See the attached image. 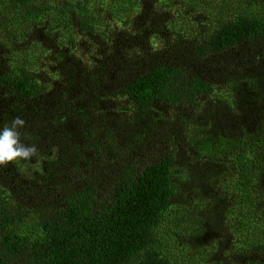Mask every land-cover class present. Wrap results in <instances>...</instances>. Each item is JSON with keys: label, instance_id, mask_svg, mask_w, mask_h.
I'll list each match as a JSON object with an SVG mask.
<instances>
[{"label": "trees", "instance_id": "obj_1", "mask_svg": "<svg viewBox=\"0 0 264 264\" xmlns=\"http://www.w3.org/2000/svg\"><path fill=\"white\" fill-rule=\"evenodd\" d=\"M0 101V264H264V0H0Z\"/></svg>", "mask_w": 264, "mask_h": 264}, {"label": "clouds", "instance_id": "obj_2", "mask_svg": "<svg viewBox=\"0 0 264 264\" xmlns=\"http://www.w3.org/2000/svg\"><path fill=\"white\" fill-rule=\"evenodd\" d=\"M25 125V119L17 115L10 123L0 127V166L14 161H28L38 154L36 144L22 141L21 130Z\"/></svg>", "mask_w": 264, "mask_h": 264}, {"label": "rangeland", "instance_id": "obj_3", "mask_svg": "<svg viewBox=\"0 0 264 264\" xmlns=\"http://www.w3.org/2000/svg\"><path fill=\"white\" fill-rule=\"evenodd\" d=\"M46 24V22L44 23V25ZM112 24H114V21L113 22H109L108 23V25L106 26V28H108V27H110V25H112ZM118 27H121V26H119V25H117ZM51 60L53 61V59L51 58V59H49V58H47V59H41V61H43V66H42V68H45V70H47V72H51L52 70H54V71H56V73L59 75H56L57 76V79H58V82H56V84H58V86L61 88V90H62V92H63V86H64V89H66V87L68 86V82L67 83H62V82H64V80H63V78L64 77H62L63 75L62 74H66V72H65V70L64 69H59L58 71H57V68L59 67V65L55 62V61H53V62H51ZM49 61V62H48ZM85 64H86V60L85 61H83ZM56 67V68H55ZM60 68V67H59ZM48 69H50V70H48ZM84 69L86 70L87 69V66L86 65H84ZM80 72V71H79ZM66 78H70L69 76H67ZM71 79V78H70ZM73 82H75V80H72ZM9 104V101H0V107H1V110H2V112L0 113V119H6L7 118V116L9 115H7V110L8 109H6L5 108V106L6 105H8ZM116 105H118V106H116V111L117 112H119V106L121 105V104H119L118 102H116ZM113 107V106H112ZM182 114H184V110H183V112L181 113V115ZM172 118L173 117H171L170 115H168V121L166 120V122H167V124L168 123H170L171 122V120H172ZM170 137H168V136H161V137H158L157 139H159L160 141H158V142H156L155 143V145H153V150H152V154H151V157L150 158H152V157H154V156H157L161 151H162V149H163V147H164V143H162L161 142V140L162 139H169ZM229 179V178H228ZM223 184H225V183H223ZM178 213V212H177ZM176 212H174V213H172L171 214V217L173 218V217H176V216H178V214H177ZM181 216V215H180ZM180 219L181 220H183L185 223L184 224H186L187 222H188V220L186 219V218H184L183 216H181L180 217ZM232 222H236V221H232ZM179 229V228H178ZM173 233H169V234H167V235H164L165 237H164V239H167V241H168V243H169V246L168 245H166V252H168V253H170V255H171V257H172V259L175 261V262H179V261H181L180 259H181V256L183 257V259H184V255H185V253L183 254V250H181V249H174L175 247H176V241L174 240V239H170V236L172 235ZM183 262V261H182ZM189 264V263H188Z\"/></svg>", "mask_w": 264, "mask_h": 264}]
</instances>
